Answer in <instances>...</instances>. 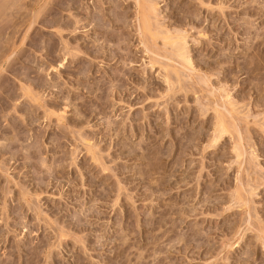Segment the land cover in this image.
I'll return each instance as SVG.
<instances>
[{"label": "rangeland", "instance_id": "rangeland-1", "mask_svg": "<svg viewBox=\"0 0 264 264\" xmlns=\"http://www.w3.org/2000/svg\"><path fill=\"white\" fill-rule=\"evenodd\" d=\"M0 264H264V0H0Z\"/></svg>", "mask_w": 264, "mask_h": 264}, {"label": "bare ground", "instance_id": "bare-ground-1", "mask_svg": "<svg viewBox=\"0 0 264 264\" xmlns=\"http://www.w3.org/2000/svg\"><path fill=\"white\" fill-rule=\"evenodd\" d=\"M146 9H147V8H146ZM148 10H149V9H148ZM142 12H143V11H142ZM146 13H148V12H146ZM144 15H147V14H144ZM144 15L142 16V17H143L142 20H144V22L142 21V25L144 24L143 26H146V25H147V21H145V20H147V18L144 19V17H146V16H144ZM145 24H146V25H145ZM174 43H175V42H173V44H174ZM180 44H182V43H180ZM174 45H175V44H174ZM179 47H180V45H179ZM179 47H178V48H179ZM181 47H182V46H181ZM176 48H177V47H176ZM175 50H176V49H175ZM183 50H184V49H183ZM183 50L180 51V53L183 52ZM179 55H180V54H179ZM183 56H184V55H183ZM181 60H182V59H181ZM182 61H183V60H182ZM186 62H187V61H186ZM217 126H218V128H219V131L217 130L219 135H222V134H224V133L226 132V128H225L223 122L219 121V124H218ZM218 128H217V129H218ZM219 138H220V137H219ZM217 139H218V138H217Z\"/></svg>", "mask_w": 264, "mask_h": 264}]
</instances>
